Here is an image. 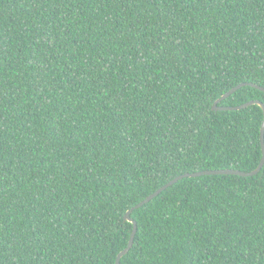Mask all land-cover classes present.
Wrapping results in <instances>:
<instances>
[{
    "label": "trees",
    "instance_id": "1",
    "mask_svg": "<svg viewBox=\"0 0 264 264\" xmlns=\"http://www.w3.org/2000/svg\"><path fill=\"white\" fill-rule=\"evenodd\" d=\"M243 82L264 86V0H0V264H116L157 188L255 169L262 106L213 109ZM131 217L121 264H264V166Z\"/></svg>",
    "mask_w": 264,
    "mask_h": 264
},
{
    "label": "water",
    "instance_id": "2",
    "mask_svg": "<svg viewBox=\"0 0 264 264\" xmlns=\"http://www.w3.org/2000/svg\"><path fill=\"white\" fill-rule=\"evenodd\" d=\"M246 84H251L253 86H256L262 90H264V86H260L258 84L255 83H239L237 85H235L234 87H232L231 89H229L227 92H225L221 97H219L213 105V109L215 111L218 110H235V109H241L244 107H247L251 104H259L262 106L263 111H264V102L259 100V99H255V100H250L247 101L245 103H242L240 105H234V106H221L219 105V103L227 98L228 96H230L232 93H234L236 90H238L240 87L246 85ZM262 150H263V156L262 159L260 161V163L258 164V166L251 170V171H242V170H238V169H230V168H226V169H209V170H200V171H194V172H186V173H181L177 176H175L174 178H172L171 180H169L167 183H165L164 185L160 186L159 188H157L154 192H152L151 194H149L147 197H145L143 200H141L139 203H137L136 205L132 206L125 214V220L131 221L134 224L132 233L130 235V239L128 241L127 246L122 249L116 258V264H121V258L129 252V250L131 249V247L133 246L134 243V237L137 231V222L135 219H133L131 217V213L134 209L140 208L141 206H143L145 203L151 201L154 197H156L157 195H159L162 191H164L166 188H168L169 186L173 185L174 183H176L177 181L185 178V177H194V176H199V175H203V174H224V173H231V174H239V175H243V176H251V175H255L258 172L261 171L262 167L264 166V121H263V125H262Z\"/></svg>",
    "mask_w": 264,
    "mask_h": 264
},
{
    "label": "snow or ice",
    "instance_id": "3",
    "mask_svg": "<svg viewBox=\"0 0 264 264\" xmlns=\"http://www.w3.org/2000/svg\"><path fill=\"white\" fill-rule=\"evenodd\" d=\"M214 151H216L215 146L212 147V149L209 151L208 155L211 156ZM189 158H191V157H189Z\"/></svg>",
    "mask_w": 264,
    "mask_h": 264
}]
</instances>
